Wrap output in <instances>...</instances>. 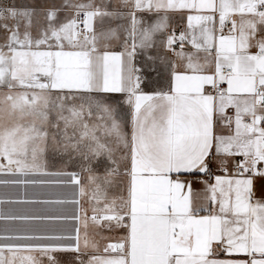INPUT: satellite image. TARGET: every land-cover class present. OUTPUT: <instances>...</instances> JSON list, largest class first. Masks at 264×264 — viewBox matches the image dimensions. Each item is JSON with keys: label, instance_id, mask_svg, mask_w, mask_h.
<instances>
[{"label": "snow or ice", "instance_id": "1", "mask_svg": "<svg viewBox=\"0 0 264 264\" xmlns=\"http://www.w3.org/2000/svg\"><path fill=\"white\" fill-rule=\"evenodd\" d=\"M0 264H264V0H0Z\"/></svg>", "mask_w": 264, "mask_h": 264}, {"label": "crops", "instance_id": "2", "mask_svg": "<svg viewBox=\"0 0 264 264\" xmlns=\"http://www.w3.org/2000/svg\"><path fill=\"white\" fill-rule=\"evenodd\" d=\"M118 50V49H117ZM193 188L196 192H200L202 189V185H200L199 183H196L193 185Z\"/></svg>", "mask_w": 264, "mask_h": 264}]
</instances>
